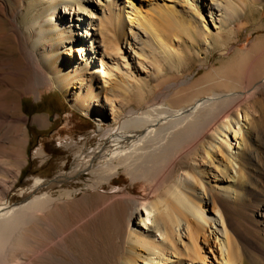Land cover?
<instances>
[{"label":"bare ground","instance_id":"1","mask_svg":"<svg viewBox=\"0 0 264 264\" xmlns=\"http://www.w3.org/2000/svg\"><path fill=\"white\" fill-rule=\"evenodd\" d=\"M240 1L247 5L246 0ZM108 2L65 0L57 3L52 0L55 5L51 8V19L44 21L40 30L36 28L39 24L36 20L26 26L33 43L28 42L17 26L14 28L23 65L0 72V83L15 89L19 78L33 77L43 82L49 79L58 89L76 94L78 100L90 95L92 103L88 105L94 106L92 111L81 109L76 102L71 103V107L94 120L95 134L101 144L89 156L81 152L73 170L62 171L51 179L35 178L19 192L21 200L16 204L7 201L9 191L4 189L0 178V264L5 262L23 227L37 212H44L59 199L51 195L53 189L68 180L81 178L84 172L97 177L94 188L111 184L121 170L133 184L144 182L158 191L154 200H135L124 195L127 202H136L141 208L132 214L139 231L130 229L126 240L129 252L141 264H264V234L257 232L261 224L264 233V156L259 160L251 143H244L245 149L239 153L232 152L231 140L238 141L244 116L239 110L231 116L225 115L252 92L246 88L214 94L177 110L164 108L161 103L132 106L136 91H145L143 88L148 86V81L138 82L134 75V71L148 73L144 58L149 57L135 51L133 45L137 40L151 39L153 51L148 53L152 60L156 56L155 64L158 65L159 57L171 70L179 72L185 67L189 53L198 56L200 51L208 52L221 43L225 28L244 16V9L234 0L164 1L162 16L170 19L182 33L173 39L180 43L175 48L169 39L162 40L149 17L137 13L133 1L124 0L122 15L134 43H126L128 50L117 56L106 49L108 43L102 40L105 31L100 33L95 27L104 21ZM181 19L185 20V25ZM52 24L58 25L54 31L66 29L68 38L40 50L42 38L54 32L44 26ZM45 50L55 53L48 59ZM65 57H68V66L64 63L57 67ZM48 64H52L53 69L47 68ZM63 67L66 70L63 71ZM156 68V75H165L162 65ZM64 75L68 77L62 79ZM259 85L264 88V76ZM7 96L6 93L0 95V126L11 136L14 133L11 128L19 127L17 123L27 125L28 118L16 115L23 104L21 98ZM244 111L252 122L251 134L255 117L250 113L252 110ZM217 120L221 123L209 136L210 125ZM25 134L26 131L24 137ZM206 137L211 138L207 146L203 144V164L212 169L208 176L199 169L194 158L200 145H196L197 141H205ZM0 143L4 142L0 139ZM219 149L223 156L217 153ZM36 154L45 157V150L40 149ZM245 154L247 163L243 164L237 156L242 158ZM7 155L18 156L15 152ZM236 165L240 167L237 176L233 174ZM246 165L257 167L258 172L253 173L260 179L263 190L252 187L253 178ZM65 190L62 195L70 197L71 190ZM194 191L199 192V196ZM251 199L257 202L253 206L249 204ZM234 204L240 206V210L230 214ZM241 214L249 215L252 222L242 223ZM164 250L167 252L163 253Z\"/></svg>","mask_w":264,"mask_h":264},{"label":"rangeland","instance_id":"2","mask_svg":"<svg viewBox=\"0 0 264 264\" xmlns=\"http://www.w3.org/2000/svg\"><path fill=\"white\" fill-rule=\"evenodd\" d=\"M56 1L62 3L65 0ZM131 1L137 13L149 17L162 40L169 39L173 47L179 46V41L173 39L177 35L182 36L181 31L170 19L162 16L161 5L166 0ZM234 1L244 9V16L235 19L233 24L225 28L224 39L215 48L208 52L200 51L198 56L189 53L185 67L179 72L176 69L171 70L159 57L158 65L155 64L156 56L152 60V55L148 53L153 51L151 39L142 37L135 42V51L149 59L144 58L148 73L134 71V75L138 82L148 81V86L143 88L145 91H136L132 106L138 108L161 103L165 105L164 108L177 110L214 94L238 92L248 88L252 93L246 94L237 108L231 109L225 115L231 116L239 110L242 117L244 116L241 123L243 130L238 141L231 140L232 152L239 153L245 149V144L251 143L260 160L264 156V88L259 85L264 76V0H246V6L240 0ZM51 2L52 0H0V72H9L11 68L23 65L18 45L20 42L14 32L15 26L24 32L29 43H33L30 34L25 30L26 26L30 21L36 20L39 21L36 28L40 30L44 21L52 17L51 8L55 4ZM123 9L124 0H109L108 7L104 9V21L95 26L98 32L105 31L103 38L99 39L102 38L108 43L106 49L117 56L128 50L126 43H134L130 40L129 26L122 15ZM181 23L185 25V20L181 19ZM57 26L52 24L44 27L54 31ZM68 35L66 29L54 31L42 38L40 50L52 43L66 41ZM43 52L48 59L55 53H47L46 50ZM67 58L56 66H63L64 63L67 65ZM53 60L52 63L55 58ZM51 65L48 64L47 68L53 69ZM160 65L164 68V76L156 75V67ZM62 70L66 69L63 67ZM67 77L68 75H64L62 79ZM16 80L15 89H9L6 84L0 83V95L6 93L9 98L17 95L23 101L17 117L28 118L27 125L17 123L19 127L11 128V132H14L11 136H8L9 131H2V125L0 126V139L4 142L0 143V165L3 167L0 178L3 180L4 189L9 191L7 201L11 205L20 202L19 192L32 184L35 178L51 179L62 171L73 170L81 152L89 156L101 144L100 137L95 134L97 125L94 120L71 107V103L76 102L81 109L91 110L94 106L88 105L92 103L90 95L81 101L76 94L58 89L49 79L44 82L33 77ZM247 108L252 110L250 113L255 117L251 134L249 126L252 122L250 117H245L247 111H244ZM220 123L218 120L213 122L207 134L210 136ZM210 139L206 137L205 141H197L196 145H202H198V153L194 155L199 169L205 175L212 172V169L203 164V144L207 146ZM40 149L45 150V157L36 154ZM221 151L219 149L217 153L222 155ZM11 152H15L17 158L6 156ZM247 157L245 154L242 158L237 156V159L246 164ZM246 166L253 178L252 187L263 190L260 179L253 173L258 172L257 167ZM237 171L240 172V167L236 165L233 172L236 176ZM96 181L95 175L84 172L81 178L68 180L53 189L51 195L59 199L44 212H37L23 227L21 236L2 264H141L129 252L126 242L131 230L139 231L134 225L136 220L132 214L135 209L141 208L137 207L136 202H127L124 195L127 194L135 200H154L158 191L144 182L133 184L122 170L120 176L115 177L111 184L94 188L92 185L95 186ZM65 189L71 190L70 197L62 195ZM193 193L199 196V192ZM2 198L6 201V198ZM256 203L253 199L249 202L252 206ZM203 204L207 209L210 208L206 202ZM238 210L240 206L234 204L229 213L234 214ZM239 219L244 224L252 222L250 216L245 214H241ZM259 225L261 229H257V232L263 235V227Z\"/></svg>","mask_w":264,"mask_h":264}]
</instances>
